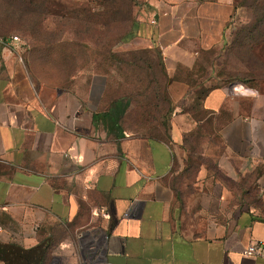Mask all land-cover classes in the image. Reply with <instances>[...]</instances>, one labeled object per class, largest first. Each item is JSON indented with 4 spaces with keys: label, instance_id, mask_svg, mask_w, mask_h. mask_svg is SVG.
<instances>
[{
    "label": "crops",
    "instance_id": "0c3cea01",
    "mask_svg": "<svg viewBox=\"0 0 264 264\" xmlns=\"http://www.w3.org/2000/svg\"><path fill=\"white\" fill-rule=\"evenodd\" d=\"M144 2L113 49L161 53L136 88L94 60L38 83L0 37V264H83L81 232L106 235L91 264H264L243 253L264 241V94H228L208 61L241 0Z\"/></svg>",
    "mask_w": 264,
    "mask_h": 264
},
{
    "label": "rangeland",
    "instance_id": "374dc122",
    "mask_svg": "<svg viewBox=\"0 0 264 264\" xmlns=\"http://www.w3.org/2000/svg\"><path fill=\"white\" fill-rule=\"evenodd\" d=\"M6 3L0 0L7 14L0 15V26L8 30L2 34L29 44L23 56L45 85H70L72 73L92 66V60L96 70L114 62L105 59L132 25L120 14L107 16L97 0H20L10 8ZM229 27L223 47L208 55L216 61L213 85L245 83L264 94V0H243Z\"/></svg>",
    "mask_w": 264,
    "mask_h": 264
},
{
    "label": "trees",
    "instance_id": "16d2710c",
    "mask_svg": "<svg viewBox=\"0 0 264 264\" xmlns=\"http://www.w3.org/2000/svg\"><path fill=\"white\" fill-rule=\"evenodd\" d=\"M3 2H7L6 5L10 7H15L14 1H20V0H2ZM32 1V0H30ZM81 1V0H79ZM242 1L240 2V7L242 6ZM98 4L103 5L106 9V15L110 16L111 14H117L122 15L125 20L132 21V25L130 29L125 33L123 40L128 41L132 39L135 36V30L137 28V17L142 10V7L144 5V0H97ZM19 10V9H18ZM18 10H15V14ZM89 12V10H88ZM6 14L5 12L0 11V15ZM135 17H133L134 15ZM7 16V14H6ZM3 31H8L4 26H0V37L4 38L9 35L2 34ZM154 58V59H153ZM151 57V55L147 51H141L139 53H130L129 59H126L124 57H121L119 54L115 52H110L109 56L106 57L105 61L108 60H114V62L105 65V67H100L99 70H105L109 71L110 67L115 66V69L118 72H121L122 75L127 76V83L129 88H136V84H139L140 82L143 83L142 80H138V82L134 79H130L131 76L135 75L136 73L140 72H146V70L151 69L152 72L159 71L160 73H163L164 68L161 61V53L159 51H156L154 53V57ZM104 61V62H105ZM157 65L159 66V69L157 70ZM204 69V67L202 68ZM244 82V81H243ZM203 96L197 97V104L199 103V100L202 99Z\"/></svg>",
    "mask_w": 264,
    "mask_h": 264
},
{
    "label": "built area",
    "instance_id": "2783aa9c",
    "mask_svg": "<svg viewBox=\"0 0 264 264\" xmlns=\"http://www.w3.org/2000/svg\"><path fill=\"white\" fill-rule=\"evenodd\" d=\"M154 22V21H153ZM14 40H18V36H13ZM239 90L240 92H249V89L246 88L241 83H235L229 85L228 94ZM127 212L125 215H128ZM80 246V255L79 257L83 261V264H91L99 262L104 255L105 251V240L106 235L100 236H88L85 232H81L78 236ZM245 255H255L264 258V241H257L249 244L243 251Z\"/></svg>",
    "mask_w": 264,
    "mask_h": 264
}]
</instances>
